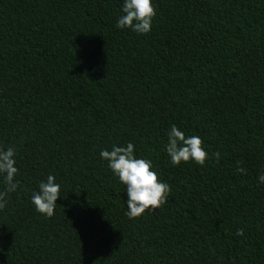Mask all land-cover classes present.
I'll list each match as a JSON object with an SVG mask.
<instances>
[{
    "label": "trees",
    "instance_id": "1",
    "mask_svg": "<svg viewBox=\"0 0 264 264\" xmlns=\"http://www.w3.org/2000/svg\"><path fill=\"white\" fill-rule=\"evenodd\" d=\"M154 3L138 35L116 27L123 0H0V147L20 183L0 264H264V0ZM173 124L201 137L204 166L170 163ZM129 142L171 188L135 219L99 156ZM49 174L45 218L30 195Z\"/></svg>",
    "mask_w": 264,
    "mask_h": 264
},
{
    "label": "clouds",
    "instance_id": "2",
    "mask_svg": "<svg viewBox=\"0 0 264 264\" xmlns=\"http://www.w3.org/2000/svg\"><path fill=\"white\" fill-rule=\"evenodd\" d=\"M121 15L116 27L129 29L138 35H146L151 31L156 16L154 0H123ZM167 143L164 151L173 166L182 163H195L204 166L209 159L199 135L186 136L177 125L173 124L166 133ZM135 145L131 142L126 146L113 144L111 150L102 149L99 156L107 161V166L119 182L125 186L127 211L129 219L141 217L148 210H156L164 205L171 192L170 185L158 179V172L150 159L138 158L134 155ZM16 151L12 146L0 147V182L4 188L0 190V211L8 204L10 194L18 191L19 181L16 179L19 169L16 166ZM217 161L220 153H215ZM237 171L245 173L243 167L237 166ZM257 180L264 184V173L258 174ZM61 185L54 175L49 174L46 181H40L38 190L32 191L30 202L37 213L51 218L57 208ZM236 235L243 236V230L238 229Z\"/></svg>",
    "mask_w": 264,
    "mask_h": 264
}]
</instances>
